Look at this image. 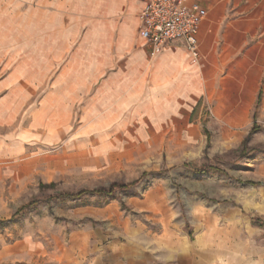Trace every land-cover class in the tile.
<instances>
[{
	"label": "crops",
	"instance_id": "0c3cea01",
	"mask_svg": "<svg viewBox=\"0 0 264 264\" xmlns=\"http://www.w3.org/2000/svg\"><path fill=\"white\" fill-rule=\"evenodd\" d=\"M189 1L208 10L198 58L180 42L153 52L140 0H0V164L79 140L112 155L151 146L174 162V142L199 159L210 136L213 157L254 125L258 144L264 0Z\"/></svg>",
	"mask_w": 264,
	"mask_h": 264
},
{
	"label": "rangeland",
	"instance_id": "374dc122",
	"mask_svg": "<svg viewBox=\"0 0 264 264\" xmlns=\"http://www.w3.org/2000/svg\"><path fill=\"white\" fill-rule=\"evenodd\" d=\"M257 131L213 157L209 136L199 159L179 142L172 162L151 146L131 143L112 155L79 140L31 163L0 164V264H241L247 256L263 264ZM114 185L112 195L67 196Z\"/></svg>",
	"mask_w": 264,
	"mask_h": 264
},
{
	"label": "built area",
	"instance_id": "2783aa9c",
	"mask_svg": "<svg viewBox=\"0 0 264 264\" xmlns=\"http://www.w3.org/2000/svg\"><path fill=\"white\" fill-rule=\"evenodd\" d=\"M140 36L153 52L183 43L195 58L200 56L199 32L208 17L206 7L189 0H140Z\"/></svg>",
	"mask_w": 264,
	"mask_h": 264
},
{
	"label": "trees",
	"instance_id": "16d2710c",
	"mask_svg": "<svg viewBox=\"0 0 264 264\" xmlns=\"http://www.w3.org/2000/svg\"><path fill=\"white\" fill-rule=\"evenodd\" d=\"M251 134H252V132H251ZM246 142H247V140H245L244 143H246ZM54 186H55V184L52 183V184L48 185L47 187H54ZM116 187H117V185L112 186L110 189H100V190H93V191L83 190V191H80L76 194H68L67 196L73 197V198H78V197H81L82 195H84L86 193L99 194V195H112L114 193ZM119 187H121V186H119ZM122 187H124V186H122ZM27 207H29V206H26L24 209H26ZM13 219H14V217H13ZM1 223L3 224L4 222H1Z\"/></svg>",
	"mask_w": 264,
	"mask_h": 264
}]
</instances>
